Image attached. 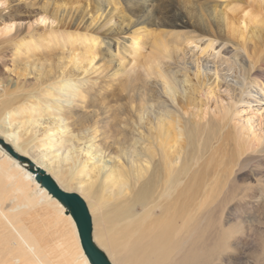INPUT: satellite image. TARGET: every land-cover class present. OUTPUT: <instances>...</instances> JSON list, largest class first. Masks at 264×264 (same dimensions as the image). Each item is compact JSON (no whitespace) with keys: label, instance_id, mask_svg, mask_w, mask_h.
<instances>
[{"label":"bare ground","instance_id":"6f19581e","mask_svg":"<svg viewBox=\"0 0 264 264\" xmlns=\"http://www.w3.org/2000/svg\"><path fill=\"white\" fill-rule=\"evenodd\" d=\"M183 1L195 11V0ZM229 1L222 8H217L216 3L211 7L199 6L200 13L205 10L211 17L215 30L210 21L208 30L202 29L205 37L194 38L202 41V47L209 46L210 57L196 58L192 54V60H179L177 51L182 43L179 33L171 35L170 39L156 36L151 47L155 57L171 58L184 72L194 70L195 77L199 73L205 76L212 72L220 81L232 86V90L238 91L234 94L233 104L262 102L263 84H257L252 90L247 86L252 70L259 68H254L244 46L236 47L245 53L248 65L237 60L234 66L239 68L237 78L227 73L234 69L230 65L233 57L226 59L222 53L231 43L226 37L235 33H241L242 41L246 31L261 37L264 20L259 18L260 13L252 15L250 10L241 8L257 4L262 11L264 0H249L244 7L240 6V0ZM117 2L113 3L112 11H116ZM132 2L122 0L124 5ZM34 6L39 12L34 21L38 24L45 26L51 19V23L57 21L51 29H59L62 23H75V17L67 15L64 2L45 0ZM100 9L95 18L103 16L102 23H109L105 8ZM235 9H240L241 14L236 16ZM179 24L177 19L168 23L173 27ZM29 27L25 32L19 25L12 24L3 29L6 45L14 47V58L25 61L19 69L12 63V71L17 75L14 84L0 82V137L17 152L45 168L63 189L82 196L91 214L93 239L112 264H211L214 257L235 246L237 242L227 240L232 234L242 233V220L237 219L231 228L224 229L222 225V230L220 225L212 227V214L214 207L224 206L232 199L241 203L243 199L255 197L249 195H264L259 170L260 164L264 163V134L256 135L244 125V138L242 128L229 127L232 105H220L215 117L200 122L201 118H196L197 114L185 107L190 106L183 101L185 90L179 91V81L166 72L167 68L166 71L161 69L160 60L152 59L150 66L144 63L143 70L146 76L154 72L160 78L161 93L170 100L173 110L167 107V98L163 99L150 84H132L130 78L120 87L124 91L129 88L123 103L115 105L111 99L101 98L94 105L96 101L92 100V91L87 85L89 80L81 79L79 75L89 66L92 68L99 39L94 36L96 31L82 36L77 34L81 30L78 25L76 40L87 36L92 42L85 45L92 46V51L73 55V58L77 57L73 64L81 71H62L44 90L41 86L51 80L55 63L48 58L36 57L45 37ZM139 42L140 38L133 39L132 46L136 49ZM41 68L45 69L40 75ZM30 74L34 76V82L27 86L19 84ZM186 82L184 78L183 84ZM78 107L90 109L93 117L99 116L93 120L95 127L89 129V139L80 131H69V117L76 112H67ZM248 121L245 119L246 123ZM42 125L46 126V131L41 139H37L35 133ZM143 125L144 133L138 131ZM126 128L132 134H128ZM100 131L115 147L108 160L100 149H96L95 139L103 138ZM230 145L234 155L225 154ZM92 160L97 164L89 169L87 164ZM220 166L221 170L218 169ZM239 179L246 183L238 184ZM232 192L236 194L228 199ZM213 229L222 231L223 242H212L215 238ZM51 247H55L53 252ZM52 253L60 260L51 257ZM260 254L252 264H264V261L259 262L264 258V242ZM0 264H90L72 217L36 182L35 175L24 164L1 147Z\"/></svg>","mask_w":264,"mask_h":264},{"label":"rangeland","instance_id":"374dc122","mask_svg":"<svg viewBox=\"0 0 264 264\" xmlns=\"http://www.w3.org/2000/svg\"><path fill=\"white\" fill-rule=\"evenodd\" d=\"M42 1L45 0H0V82H3V85H8L9 83L14 84L17 80V75L12 71V63L15 66L18 65L17 69H19V65H22L25 61L22 59H15L13 55L14 47L12 45H6V35L3 34V29L6 25H19L23 32H25L30 25V29H34L38 34L45 37L43 46L37 49L36 57L41 59L48 58L49 61L55 63V70L51 72V80L41 86L44 90L48 89L52 80L62 71L65 73H79L81 69L74 66L73 62L77 57L73 58V55L78 54V56H80L84 52L88 53L92 51V46L85 45L92 42L86 38L87 36L84 37L83 40H76L77 31L75 28H77L78 25V28L81 30L77 34L82 36L86 32L96 31L97 34H94V36L99 39V44L95 47L96 54L95 60L91 64L92 68L89 66L86 70L87 72L83 71L79 75L81 79L89 80L87 85L91 88L92 100L96 101L94 105H96L98 101H101V98L107 100L111 99V103L115 105L123 103L126 95L129 93V88L124 91L120 87L128 78L131 79L132 84L140 85L142 82H147L160 93L163 99L167 98V96L165 97V95L161 93L160 78L156 77V73L153 72L150 76H146L143 70L142 65L145 63L147 66H150L153 63L152 59H154L156 62L161 61V69H165L166 71L167 68L168 70L166 72L174 75L179 81V91L182 93L185 90L183 101L185 105L187 102L190 105L185 106L186 109L188 108V111L190 110L192 113L197 114L196 118H201L200 122H206L210 117H215L216 110L220 105H232L231 109L233 114H231V120L228 123L229 127L234 125L238 129L242 128L241 131L244 138L246 136V129L242 127L244 125L249 128L250 132L256 135L264 134V100L262 102L253 101L250 104L244 101L233 104L234 94L238 93V91L232 90V86L224 81H220L212 72L206 73L205 76L199 73L198 76L195 77L192 72L194 70H191V72H184L181 68L176 66L171 58L163 57L160 59L155 57L151 47V42H156V36L160 35L161 37H169L170 39L171 35L179 33L182 36V41H180L182 43L179 44L180 48L177 51L179 60H184V58L192 60V54L195 55L196 58H203L205 56L210 57L212 50L209 46L205 48L202 47V41L196 39L205 37L202 29L208 30L210 21L215 30L213 26L214 23L205 10V14L199 12V6L211 7L216 3L217 8H222L223 4L230 2L229 0H195L193 2L195 11H191L192 9H189V5L183 0H133L129 5L122 4V0H49L57 1L58 3H66L65 10H68L67 15L75 17V23H62L63 26L59 29H51V27H55L57 24V21L51 23V19L48 20L49 25H47L48 21H46L47 23L45 26L34 22L37 17L36 14L39 13L34 5H39ZM231 1L233 2V0ZM240 1V6L244 7L249 0ZM115 2H117L118 5L116 11H112L114 8L113 3ZM100 7L105 8L106 14L108 13L107 17L109 18V23H102L104 21L103 16L100 19H97L98 17L95 18V15L101 12ZM241 9H245L244 11L250 10L252 15L259 12V18L261 17V19L264 20V8L261 11L257 4H254L251 8ZM239 10L240 9H235L236 16L241 14ZM107 17L105 19H107ZM175 19L180 22L178 26L173 27L168 25L169 22H173ZM161 24L163 25L161 26ZM14 31L15 29L10 33L13 34ZM142 31H144V34H140ZM145 31H148L149 34ZM226 36L227 35H225V37ZM263 36L264 32L261 33V37L259 38L253 36L250 31H246L245 39L242 41L241 33H235L232 37H226L228 40H231V43L226 46L227 50H224L225 53H222L226 59L233 57L234 60H232V64L230 65L234 69L229 70V72L226 70L225 72L233 76V78H237L239 68L234 67L237 60L244 61L243 65L245 64V66L248 65L245 53L236 47L237 45L244 46L247 55L251 56L250 61H252V64L255 66L254 68H259L255 69L254 72L252 70L253 75L249 78V83L252 85L248 83L247 86H249L251 90L260 83L263 84L261 88H264ZM137 38H140V42L135 49L134 46H132V40ZM187 39L190 40L188 41ZM232 44L235 45L230 46ZM18 56L21 58V54ZM217 59H220V57ZM119 62L121 63L120 67L117 66ZM93 64H95L94 67ZM125 65L126 67L124 68ZM44 69H40V75L43 74ZM121 71H124V73H119ZM184 78L187 79L185 84H183ZM21 80L19 84L27 86L34 82V76L30 74L27 75L25 79ZM102 94L105 95L101 97ZM244 97L249 98V100H254L251 96ZM168 102H170V100H168ZM168 102L166 103L167 107L173 110L171 107L172 105H170L172 103ZM89 111L90 109H84L82 107L68 111L67 113L76 112V115L69 117V131L73 133L80 131L84 138L89 139V129L95 127L93 120L99 117H93ZM189 116L191 117V115H188V117ZM145 118L146 114H144V119ZM245 119L249 121L246 123ZM143 124H145V122ZM43 125L39 126L38 131L35 133L37 139H41L46 131V126ZM47 125H49V122ZM134 127L137 129V125ZM126 129L128 134L131 133L130 129ZM138 131L144 133V125L138 127ZM133 133L136 135L137 130ZM99 135L103 138L100 140L95 139V145H97L96 149H100L105 159L108 160V158L112 156L111 153L115 152V147L110 144L109 139L104 138L102 131L99 132ZM36 143L37 140H35V146ZM88 144L89 142L85 144V147ZM232 150L233 146L230 145L228 149H225V154L229 153L234 155ZM262 153L264 154V152ZM218 158L219 157H217L216 160H218ZM263 161L264 159L262 162ZM96 164L97 162L92 160L89 161L87 167L90 169ZM218 169L221 170L222 166L218 167ZM259 170L263 180L262 187H264V163L260 164ZM245 183V181L238 180V184L244 185ZM234 194L236 193L232 192L228 199H232ZM249 196L255 197L252 199L248 197L247 200L243 199L241 203L235 198L224 206L220 205L214 207L212 227L220 225L223 230L222 225H224V229L231 228L238 222L237 219H241L244 229H242V233H239V235L232 234L229 236L230 238L227 242H237V244L229 248L225 253L214 257L211 264H252L255 262V257L258 254L261 255V243L264 242V201L258 199H264V195L255 193ZM256 198H258L257 201ZM221 232V230L213 229V236L215 238L212 242H223ZM51 248L50 250L53 252L55 247L53 249ZM55 253H52L51 257L59 259L60 257H56L58 252L54 255ZM262 261H264V258L259 260L260 263Z\"/></svg>","mask_w":264,"mask_h":264},{"label":"water","instance_id":"95a60500","mask_svg":"<svg viewBox=\"0 0 264 264\" xmlns=\"http://www.w3.org/2000/svg\"><path fill=\"white\" fill-rule=\"evenodd\" d=\"M0 147L11 157L25 165L35 175L36 182L56 198L75 222L79 241L90 264H112L106 253L93 239L92 218L86 201L75 191L63 189L45 168L36 164L29 157L17 152L11 144L0 137Z\"/></svg>","mask_w":264,"mask_h":264}]
</instances>
